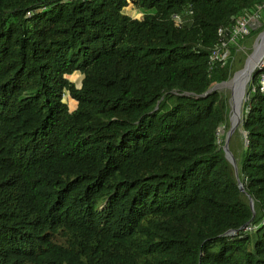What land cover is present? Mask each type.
Segmentation results:
<instances>
[{
	"label": "trees",
	"instance_id": "1",
	"mask_svg": "<svg viewBox=\"0 0 264 264\" xmlns=\"http://www.w3.org/2000/svg\"><path fill=\"white\" fill-rule=\"evenodd\" d=\"M263 2L0 0V264H264L262 70L243 192L226 101L203 97L233 74L236 47L209 63L218 28Z\"/></svg>",
	"mask_w": 264,
	"mask_h": 264
},
{
	"label": "rangeland",
	"instance_id": "2",
	"mask_svg": "<svg viewBox=\"0 0 264 264\" xmlns=\"http://www.w3.org/2000/svg\"><path fill=\"white\" fill-rule=\"evenodd\" d=\"M124 14H126L127 16L133 18V19H140L141 14L139 13V11H137L135 8L132 7V5L129 4L128 7L123 9ZM255 38L250 39L249 37L245 38L241 44H238V47H236V52L232 53L233 56V61H232V71L233 73L239 71L240 69H242L246 59L248 58L249 55H251V53L253 52V46H254V41ZM253 59L250 58V61H252ZM248 63V64H249ZM260 63H258L255 67L256 70L258 69V65ZM253 74V73H252ZM242 77L239 78L238 82L236 85H230L228 87H216V92L220 93L223 95L227 107H228V117H227V122H228V127L227 128H220V131H218L217 134V143L219 145H221V147L223 148L224 144H225V140L227 137V134L230 130V117H233V120H236L234 118V114H233V108L236 102H238V98H239V94L241 91L236 92V90H234L233 92V98L231 96V91H229L228 88H231L234 86L233 89H236L235 86L238 88L239 85L242 84L243 88L245 86V78L243 80H240ZM70 83H72L74 89H78L80 87V81L82 79V76L79 73H75L72 76H67L66 78ZM250 81L248 80L247 84H246V88H245V96L244 99L242 101L241 104V110H240V118H239V124L236 126L234 132L231 134V136L229 137V141H228V147L230 148V152L233 155L235 164L239 159V155L241 153V151L243 150V148L246 146V141H245V134L242 131L241 128V122H242V117H243V110H244V104L245 101L247 99V93H248V88H249V84ZM215 86V85H214ZM212 86V87H214ZM211 87V88H212ZM65 101L68 105L69 111H72L74 109L77 108V103L75 101V105L72 104L71 99L69 97L65 98ZM232 110V112H231ZM230 114V115H229ZM232 115V116H231ZM233 152H232V151Z\"/></svg>",
	"mask_w": 264,
	"mask_h": 264
},
{
	"label": "built area",
	"instance_id": "3",
	"mask_svg": "<svg viewBox=\"0 0 264 264\" xmlns=\"http://www.w3.org/2000/svg\"><path fill=\"white\" fill-rule=\"evenodd\" d=\"M263 12L264 2L251 12H243L231 26L218 28L217 42L209 55L210 66L220 65L223 67L227 63L230 57V48L238 47L242 40L250 36L264 22L262 19ZM173 19L177 26L182 22L178 16H174ZM258 70L262 71L259 75L257 89L259 92L264 93V56L258 66ZM254 90L256 88H252V91ZM66 97H69L67 93L63 99L65 100Z\"/></svg>",
	"mask_w": 264,
	"mask_h": 264
},
{
	"label": "water",
	"instance_id": "4",
	"mask_svg": "<svg viewBox=\"0 0 264 264\" xmlns=\"http://www.w3.org/2000/svg\"><path fill=\"white\" fill-rule=\"evenodd\" d=\"M263 56H264V30L257 35V37H256V39L254 41L253 52L246 59L242 69H240L239 71L233 73L231 78L229 80H227L226 82L217 84L214 87H212L211 89H209L203 95V97H205L206 95H208V94H210L212 92H216V87H222V86L223 87H228L230 85H236L240 77L248 76V80L251 81L252 73L256 70L257 67H255V68L254 67L253 68L250 67L249 68L248 67L249 60L251 58V59H253V61L256 62L255 64H258V63L261 62ZM233 88H234V86L231 87V88H228L229 91H231L232 98H233L234 90H236V92L241 91V95H240L241 97L239 99V102H242L243 99H244V96H245L244 88H243L242 84L239 85L238 88L235 86L236 89H233ZM231 112H232V110H231ZM238 124H239V119L233 120V117H230V130H229V132L227 134V137H226V140H225V144H224L222 149H223V152H224L225 159L229 162V164L234 169L235 179L237 181L238 189H239L240 192H243L242 184H241V182L238 179L237 167H236L234 158H233V156H232V154H231V152L229 151V148H228L229 137L234 132V130H235V128H236V126ZM249 207H250V209L253 208V203H252V200L250 198H249Z\"/></svg>",
	"mask_w": 264,
	"mask_h": 264
},
{
	"label": "bare ground",
	"instance_id": "5",
	"mask_svg": "<svg viewBox=\"0 0 264 264\" xmlns=\"http://www.w3.org/2000/svg\"><path fill=\"white\" fill-rule=\"evenodd\" d=\"M256 62L255 61H250V63L248 64V67L250 68V67H254L255 68V66L257 65V64H255ZM259 66V65H258ZM245 78V86H244V93H245V88H246V84H247V82H248V76H244V77H242L240 80H243ZM249 84V83H248ZM241 95V92H240V94H239V98H238V102H236L235 103V105H234V108H233V114H234V118L237 120V119H239L240 118V110H241V104H242V102H239V99H240V96Z\"/></svg>",
	"mask_w": 264,
	"mask_h": 264
}]
</instances>
